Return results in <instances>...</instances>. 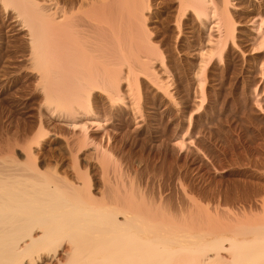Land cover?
Here are the masks:
<instances>
[{
  "label": "bare ground",
  "instance_id": "1",
  "mask_svg": "<svg viewBox=\"0 0 264 264\" xmlns=\"http://www.w3.org/2000/svg\"><path fill=\"white\" fill-rule=\"evenodd\" d=\"M0 97V264H264V0H0Z\"/></svg>",
  "mask_w": 264,
  "mask_h": 264
},
{
  "label": "rangeland",
  "instance_id": "2",
  "mask_svg": "<svg viewBox=\"0 0 264 264\" xmlns=\"http://www.w3.org/2000/svg\"><path fill=\"white\" fill-rule=\"evenodd\" d=\"M8 98L9 97H0V121H1V119L4 118V116L10 110V106H9V104H7ZM3 106H5V107H3ZM217 110L219 112V115L217 118L218 120L216 121V123H217L216 127H218V129L212 130L211 135H212V137L214 136V138L216 137L215 139H217V140H215L216 141V147H217L216 151H217V154L219 155L217 159H219L220 163L225 167V169H227V172L225 173L224 176H218V178L223 177V179L221 178V180H220V178H219V180H220V182L222 181L221 183L223 185H225V184H230V182L233 179L232 175H230L228 173L229 169H236V167L240 166V165L242 167L240 166L238 168H246V166H247V168L248 167L254 168L255 166L260 167V166L264 165V156L257 151L258 146L263 148L264 143L261 140H259L260 136L258 134H256L257 131L255 129L257 127V125H259L261 130L263 129L262 130L263 132L261 133L263 135L264 128H263L262 124H260V122H258L256 119H254V117L252 115L251 116L249 115V111H247V110H244V111L240 110V111L236 112L231 106H226V108H223V109L218 108ZM13 125L11 124V126H13ZM218 131H219V133H218ZM220 131H221V133H220ZM236 132H237V135L234 134ZM238 134L239 135L241 134V135L239 136ZM238 138H239V140H238ZM255 141H256V143H255ZM255 144H257V145H255ZM194 166H192V169L194 171H196L197 165H194ZM243 166H245V167H243Z\"/></svg>",
  "mask_w": 264,
  "mask_h": 264
}]
</instances>
